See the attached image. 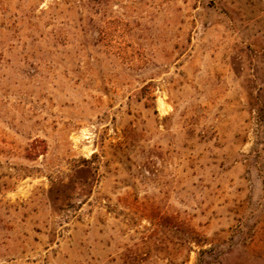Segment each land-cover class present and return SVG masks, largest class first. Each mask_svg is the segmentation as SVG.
Returning a JSON list of instances; mask_svg holds the SVG:
<instances>
[{
	"label": "rangeland",
	"instance_id": "rangeland-1",
	"mask_svg": "<svg viewBox=\"0 0 264 264\" xmlns=\"http://www.w3.org/2000/svg\"><path fill=\"white\" fill-rule=\"evenodd\" d=\"M210 246L264 264V0H0V264Z\"/></svg>",
	"mask_w": 264,
	"mask_h": 264
},
{
	"label": "trees",
	"instance_id": "trees-1",
	"mask_svg": "<svg viewBox=\"0 0 264 264\" xmlns=\"http://www.w3.org/2000/svg\"><path fill=\"white\" fill-rule=\"evenodd\" d=\"M194 231V240L196 243L201 244V242L205 239L203 237V234H201L198 230ZM216 251V249L212 246L210 247H201L197 251V257L194 264H213L211 261V258L213 256V253Z\"/></svg>",
	"mask_w": 264,
	"mask_h": 264
}]
</instances>
